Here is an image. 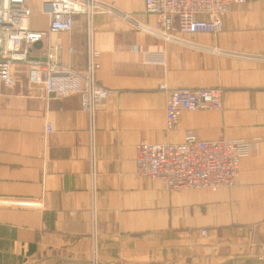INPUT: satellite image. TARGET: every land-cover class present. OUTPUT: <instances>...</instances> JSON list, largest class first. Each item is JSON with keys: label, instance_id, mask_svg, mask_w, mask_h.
Returning a JSON list of instances; mask_svg holds the SVG:
<instances>
[{"label": "crops", "instance_id": "obj_1", "mask_svg": "<svg viewBox=\"0 0 264 264\" xmlns=\"http://www.w3.org/2000/svg\"><path fill=\"white\" fill-rule=\"evenodd\" d=\"M100 1L141 23H156L144 0ZM40 2L25 0L29 28L43 32L48 19ZM92 27L94 79L110 91L95 116L93 145L80 94L56 97L30 89L21 66L14 86L0 84V264H89L91 168L98 264L264 261V64L231 56L264 54V0L233 6L217 34L183 36L225 54L167 43L107 15H95ZM51 41L60 46L61 63L84 69L83 15ZM45 46L37 43L33 54ZM163 83L219 88L222 108L184 111L178 127L167 132V96L158 90ZM46 123L52 131L45 135ZM187 132L204 141L249 143L234 187L168 192L159 181L135 175L140 141L179 144Z\"/></svg>", "mask_w": 264, "mask_h": 264}, {"label": "built area", "instance_id": "obj_2", "mask_svg": "<svg viewBox=\"0 0 264 264\" xmlns=\"http://www.w3.org/2000/svg\"><path fill=\"white\" fill-rule=\"evenodd\" d=\"M246 0H144L145 12L154 15V26L141 23L133 14L100 0H41L40 11L47 17L46 31L29 28L30 11L25 0H0V84L12 87L16 83L15 69H26L27 85L56 97L80 94L82 108L89 122V136L93 145L96 113L110 93L95 82L98 52L93 46L92 20L95 15H107L127 24L134 30L157 37L164 42L184 45L190 49L225 54L214 47H203L183 36L197 33L217 34L223 28V18L233 6ZM85 19V66L76 69L59 60L60 46L51 36L69 33L73 17ZM45 43V49L35 55L34 46ZM71 54L73 50L69 48ZM231 56L264 64V54L235 53ZM148 57V55H147ZM165 93V129L177 128L184 111H214L222 108V90L174 89L160 84ZM45 135L52 126L45 125ZM93 147L91 148V151ZM250 152V145L242 139L200 140L192 132L184 135L179 144H152L140 141L135 147V175L150 181H159L168 192L206 189L215 192L234 187L240 161ZM89 175L90 238L92 240L89 264H98L97 256V200L92 168ZM264 248V246H262Z\"/></svg>", "mask_w": 264, "mask_h": 264}, {"label": "water", "instance_id": "obj_3", "mask_svg": "<svg viewBox=\"0 0 264 264\" xmlns=\"http://www.w3.org/2000/svg\"><path fill=\"white\" fill-rule=\"evenodd\" d=\"M224 264H264V261H252V260L236 261V260H230V261L225 262Z\"/></svg>", "mask_w": 264, "mask_h": 264}, {"label": "rangeland", "instance_id": "obj_4", "mask_svg": "<svg viewBox=\"0 0 264 264\" xmlns=\"http://www.w3.org/2000/svg\"><path fill=\"white\" fill-rule=\"evenodd\" d=\"M127 12V11H126ZM194 50H196V49H194ZM211 54H213L212 52H211ZM240 59V58H239ZM242 61H248V60H245V59H241ZM249 62H252V61H249ZM159 86V85H158ZM207 89H211V88H207ZM178 124H179V122H178ZM177 127H178V125H177Z\"/></svg>", "mask_w": 264, "mask_h": 264}]
</instances>
